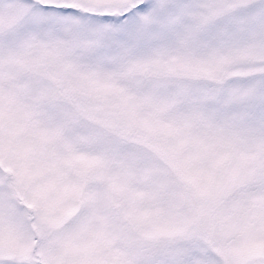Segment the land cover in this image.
I'll return each mask as SVG.
<instances>
[{"label":"snow or ice","instance_id":"6c2138e0","mask_svg":"<svg viewBox=\"0 0 264 264\" xmlns=\"http://www.w3.org/2000/svg\"><path fill=\"white\" fill-rule=\"evenodd\" d=\"M0 264H264V0H0Z\"/></svg>","mask_w":264,"mask_h":264}]
</instances>
